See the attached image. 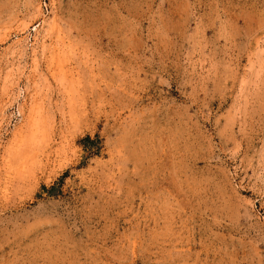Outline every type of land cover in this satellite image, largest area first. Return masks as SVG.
<instances>
[{"label":"rangeland","instance_id":"obj_1","mask_svg":"<svg viewBox=\"0 0 264 264\" xmlns=\"http://www.w3.org/2000/svg\"><path fill=\"white\" fill-rule=\"evenodd\" d=\"M0 264H264V0H0Z\"/></svg>","mask_w":264,"mask_h":264}]
</instances>
